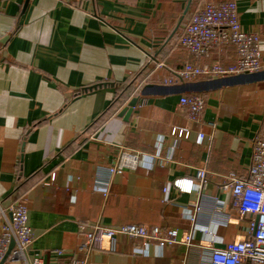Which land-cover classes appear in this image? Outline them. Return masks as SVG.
I'll return each mask as SVG.
<instances>
[{
    "label": "crops",
    "instance_id": "0c3cea01",
    "mask_svg": "<svg viewBox=\"0 0 264 264\" xmlns=\"http://www.w3.org/2000/svg\"><path fill=\"white\" fill-rule=\"evenodd\" d=\"M221 1L235 2L264 62V0H0V206L27 197L30 259L69 263L84 223L193 235L190 245L164 248L122 235L112 249L94 246L88 264H209L212 247L248 236L249 217L226 176L246 177L250 140L264 139V78H175L193 60L180 37L194 12ZM236 58L229 46L201 62L227 67ZM194 93L206 99L202 119L215 128L192 122L180 106ZM123 152L139 153V167L110 176Z\"/></svg>",
    "mask_w": 264,
    "mask_h": 264
},
{
    "label": "built area",
    "instance_id": "2783aa9c",
    "mask_svg": "<svg viewBox=\"0 0 264 264\" xmlns=\"http://www.w3.org/2000/svg\"><path fill=\"white\" fill-rule=\"evenodd\" d=\"M180 45L193 58L186 62L175 76L184 83H193L201 79H218L231 76L253 75L264 72L260 38L255 33L242 29L237 6L233 1L206 2L194 12L191 22L180 37ZM232 46L236 50V61L231 66L220 62L202 63L217 48ZM174 85V79L165 81ZM144 101H142L143 104ZM180 106L185 108L188 118L211 129L216 127L213 121L205 122L202 113L206 99L197 93L183 95ZM173 135L188 138L189 132L173 129ZM204 134H200V139ZM252 158L246 177H239L234 172L226 176L235 200V206L241 216L249 217L248 236L241 240L229 242L223 248H211L209 264H264V139L259 136L250 140ZM139 153L123 152L114 166L110 167V176L122 174L125 170H136L139 167ZM202 187L208 179V171L199 169L196 174ZM54 178L52 177V180ZM103 191L106 188H100ZM193 186L190 187V190ZM27 197L15 200L8 208L0 206V262L14 246L4 264H46L42 257L29 258L28 250L32 245L33 234L28 224ZM143 239L145 242H156L164 248L178 243L190 245L192 233L181 239L174 229H162L139 224L119 226H101L100 224H81L78 228V242L72 258L66 264H88L87 258L94 246L104 245L108 249L119 236ZM58 256L63 252L59 250ZM64 264V263H63Z\"/></svg>",
    "mask_w": 264,
    "mask_h": 264
},
{
    "label": "water",
    "instance_id": "95a60500",
    "mask_svg": "<svg viewBox=\"0 0 264 264\" xmlns=\"http://www.w3.org/2000/svg\"><path fill=\"white\" fill-rule=\"evenodd\" d=\"M259 79V78H264V72L263 73H259V74H253V75H240V76H234V77H230V78H225V79H221V80H216L213 81L212 83H218V84H227L230 82H239V83H248V82H252L254 81V79ZM194 90L200 91L199 87H192ZM138 98H133L130 103L128 104L127 107L124 108V110L121 113V116L124 117L125 120H128V117L132 114L134 107L137 105L138 103ZM14 246V241L11 243L10 246V250L12 249V247ZM10 250L7 252L6 256L4 257V259L0 262V264H4V262L6 261Z\"/></svg>",
    "mask_w": 264,
    "mask_h": 264
}]
</instances>
